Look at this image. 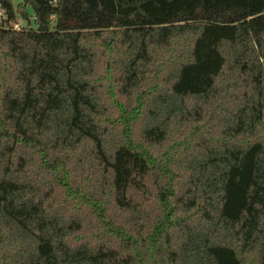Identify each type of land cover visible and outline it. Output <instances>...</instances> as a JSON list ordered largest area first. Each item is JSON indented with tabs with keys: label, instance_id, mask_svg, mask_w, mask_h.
<instances>
[{
	"label": "trees",
	"instance_id": "1",
	"mask_svg": "<svg viewBox=\"0 0 264 264\" xmlns=\"http://www.w3.org/2000/svg\"><path fill=\"white\" fill-rule=\"evenodd\" d=\"M0 6V264H264V0Z\"/></svg>",
	"mask_w": 264,
	"mask_h": 264
},
{
	"label": "built area",
	"instance_id": "2",
	"mask_svg": "<svg viewBox=\"0 0 264 264\" xmlns=\"http://www.w3.org/2000/svg\"><path fill=\"white\" fill-rule=\"evenodd\" d=\"M0 26L18 30L25 26V20L20 16L15 19L8 18L5 10L0 6Z\"/></svg>",
	"mask_w": 264,
	"mask_h": 264
},
{
	"label": "rangeland",
	"instance_id": "3",
	"mask_svg": "<svg viewBox=\"0 0 264 264\" xmlns=\"http://www.w3.org/2000/svg\"><path fill=\"white\" fill-rule=\"evenodd\" d=\"M17 1H19V0H14V3H16Z\"/></svg>",
	"mask_w": 264,
	"mask_h": 264
}]
</instances>
